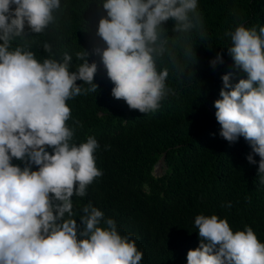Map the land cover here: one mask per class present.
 Listing matches in <instances>:
<instances>
[{"label":"clouds","instance_id":"9594fccd","mask_svg":"<svg viewBox=\"0 0 264 264\" xmlns=\"http://www.w3.org/2000/svg\"><path fill=\"white\" fill-rule=\"evenodd\" d=\"M197 4L0 0V264H139L143 252L119 234L108 210L124 208L147 174L149 163L134 157L137 134L83 137L66 123L69 105L98 99L102 108L127 103L141 113L157 110L170 91L165 84L199 45L188 31ZM227 35V53L247 76L236 83L231 72L221 77V98L213 102L219 135L229 143L244 137L251 148L246 159L256 164L264 188V21ZM223 62L221 53L210 61L213 67ZM243 191L228 194L239 199ZM212 192H194L178 207L193 214L198 203L219 197ZM73 205L79 223L71 218ZM211 207L214 213L195 215L191 227L178 210L172 214L171 204L154 224L140 213V230L170 246L188 245L186 264H264V242L253 229L234 232L224 217L231 204ZM128 210L134 219L132 205Z\"/></svg>","mask_w":264,"mask_h":264},{"label":"trees","instance_id":"16d2710c","mask_svg":"<svg viewBox=\"0 0 264 264\" xmlns=\"http://www.w3.org/2000/svg\"><path fill=\"white\" fill-rule=\"evenodd\" d=\"M189 16L195 27L188 31L199 45L192 55L187 54L174 77L165 84L170 91H166L157 110L141 113L127 103L122 108L118 105L102 108L98 99L69 105L71 115L66 123L80 130L83 137L124 134L130 130L137 134L134 157L140 163L145 160L149 163L147 174L140 175L133 189L135 194L123 203L124 208L110 206L108 210L117 230L120 229L119 234L134 240L138 250L143 252L139 264H186L188 250H184L188 245L184 250L178 245L170 246L161 235L146 238L140 230V213L147 214L150 224H154V219L164 215L170 204L172 214L178 210L184 218V227H191L195 215L210 213L211 206L220 207L223 201H228L231 215L225 211L223 215L232 230H245V226H250L258 240L264 242V188L257 182L256 164L246 159L251 152L250 145L242 136L229 143L219 135L221 126L215 118L213 104L221 98L222 75L233 73L232 83L247 76L227 53L232 44L227 33L243 23L261 24L264 0H198L197 8ZM43 42L44 39L39 40V44ZM217 53L222 54L224 62L213 67L210 61ZM113 109H117L116 112H112ZM122 109L128 110L130 116ZM164 153L167 155L164 174L157 177L153 168ZM254 159L258 162L260 157L256 155ZM13 163L24 166L15 159ZM105 189V186L100 187L101 192ZM234 189L244 190L243 196L236 199L228 194ZM212 191H217L219 197L209 202L211 206L198 203L193 214L178 207L180 200H188L194 192L209 197ZM131 205L135 218L138 215L136 219H131L128 210ZM72 212L71 218L79 223L81 215L74 205ZM68 218L66 213L64 219ZM100 226L106 227L103 220ZM128 226L131 228L126 230Z\"/></svg>","mask_w":264,"mask_h":264},{"label":"water","instance_id":"95a60500","mask_svg":"<svg viewBox=\"0 0 264 264\" xmlns=\"http://www.w3.org/2000/svg\"><path fill=\"white\" fill-rule=\"evenodd\" d=\"M166 158L165 157H163L162 158V160H160V162H159V164H158V169L156 170V175H161V167H162V165H163V161L165 160Z\"/></svg>","mask_w":264,"mask_h":264}]
</instances>
